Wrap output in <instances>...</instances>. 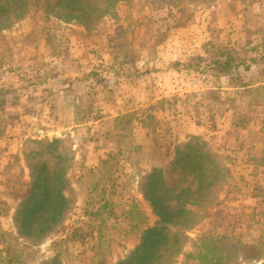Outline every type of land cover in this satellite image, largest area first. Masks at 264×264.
Instances as JSON below:
<instances>
[{"label": "rangeland", "instance_id": "rangeland-1", "mask_svg": "<svg viewBox=\"0 0 264 264\" xmlns=\"http://www.w3.org/2000/svg\"><path fill=\"white\" fill-rule=\"evenodd\" d=\"M227 54L249 69L211 72L210 60ZM133 112L107 187L116 216L93 220L85 171L122 147L113 121ZM192 137L223 170L215 203L198 209L186 236L262 245L263 259L239 264H264V0H125L90 30L32 12L0 31V229L22 244L20 264L125 262L142 236L122 209L137 206L149 227L158 221L141 188L153 168L176 193L195 189L173 170L175 147ZM50 154L65 170L71 208L49 230L26 233L14 216L31 167L56 164ZM191 251L186 244L172 264Z\"/></svg>", "mask_w": 264, "mask_h": 264}, {"label": "trees", "instance_id": "trees-1", "mask_svg": "<svg viewBox=\"0 0 264 264\" xmlns=\"http://www.w3.org/2000/svg\"><path fill=\"white\" fill-rule=\"evenodd\" d=\"M123 1L125 0H0V31L10 29L14 23L32 12L41 13L46 21L53 17L66 24L74 23L90 30L104 18L111 16L116 5ZM252 52L257 53L255 50ZM241 66L245 70L249 69L247 60L238 63L237 57L227 54L223 62L212 58L209 70L226 76L231 70ZM239 87L247 90L249 86L241 83ZM134 120V112L114 119L112 131L124 133L122 147L101 158L96 168L85 171L87 180L83 187L92 209L86 215L93 220L116 216L107 187L112 185L117 161L122 157L127 146L126 140L131 134L129 124ZM56 144L58 143L52 142L47 147L52 148ZM206 149V143L199 137H192L190 142L175 147L173 170L184 179H193L196 184L193 191L182 189L176 193L177 187L167 182L160 168H153L143 177V197L152 205L158 221L149 227L145 215L137 206L132 205L128 211L122 209V218L129 219V223L137 221L134 227L140 231L142 240L139 248L121 264H172L178 256L183 255L184 246L188 243L192 251L184 255V264H191L189 260L198 264H239L241 259L248 262L263 259L262 245L259 244H230L224 238L212 236L191 241L186 236V232L199 223L198 209L215 203L212 188L223 170L220 156ZM50 155L56 159L53 167L41 162H36L31 167L29 188L22 196L14 216V222L26 233L49 230L71 208V200L65 193L68 187L65 170L57 162L59 157ZM96 197L97 201L94 203ZM20 248L22 244L14 234L0 229V264H20ZM48 264L60 262L53 259Z\"/></svg>", "mask_w": 264, "mask_h": 264}]
</instances>
